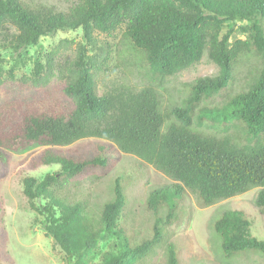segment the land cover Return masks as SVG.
Here are the masks:
<instances>
[{
	"label": "trees",
	"instance_id": "16d2710c",
	"mask_svg": "<svg viewBox=\"0 0 264 264\" xmlns=\"http://www.w3.org/2000/svg\"><path fill=\"white\" fill-rule=\"evenodd\" d=\"M120 27L161 77L178 74L204 53L219 71L196 78L189 95L170 108L154 83L139 89L121 83L101 91L87 46L97 42V32L111 34ZM77 29L84 41L78 42L73 59L58 62L61 46L69 43L63 40L44 61L36 58L30 75L18 80L21 90L42 88L58 71L65 77L61 98L0 101V147L21 152L42 146L33 167L59 166L40 179L26 176L23 193L67 264H90L106 233L117 237L120 251L103 252L95 264L138 263L164 242L165 226L173 221L184 192L194 193L206 207L260 187L255 204L264 212V0H71L66 9L40 0H0V64L1 50L20 53L43 36ZM238 32L247 36L237 37ZM250 53L260 68L251 72L247 89L224 104L200 107L235 81L240 56ZM196 116L236 121L244 128L245 141L197 129ZM87 139L97 141L91 153L76 156L69 150ZM124 153L136 158L138 171L152 165L173 180L150 192L154 232L134 243L119 225L127 199L120 177L99 214L91 212L89 199L74 201L68 191L79 176L109 168ZM212 226L225 257L246 250L264 255V239L253 234L244 211L224 210ZM2 233L0 218V239ZM181 250L179 243L169 242L167 264H182ZM0 264L14 261L0 251Z\"/></svg>",
	"mask_w": 264,
	"mask_h": 264
},
{
	"label": "rangeland",
	"instance_id": "374dc122",
	"mask_svg": "<svg viewBox=\"0 0 264 264\" xmlns=\"http://www.w3.org/2000/svg\"><path fill=\"white\" fill-rule=\"evenodd\" d=\"M40 1L59 6L60 9H66L71 3V0ZM237 23L243 24L241 21ZM96 35L97 42L87 46V54L91 56L101 91L121 83L136 89L154 83L158 86L164 106L170 108L180 104L189 95L190 83L196 78L215 75L219 71V66L204 53L198 62L178 74L161 77L150 69L142 53L132 48L124 37L123 27L111 34L97 32ZM236 36L245 38L247 33L238 32ZM63 40L69 41L61 46L57 57L58 62L63 64L73 59L78 42L84 41L81 29L59 30L43 36L38 44L29 46L20 53L1 50L0 74L4 83L0 86V101L23 97H37L42 100L61 98L65 77L58 71L50 83L42 88L21 90L18 80L24 75H30L36 58L40 57L44 61L47 53ZM259 68L260 61L254 54H243L236 66L235 81L213 98L204 99L199 106L224 104L235 93L247 89L251 72ZM194 126L208 134L229 135L234 141H245L244 128L236 125L234 120L224 123L196 116ZM96 142L94 139L82 140L68 148H73L71 152L76 156H86L92 152ZM43 149L42 146H36L16 152L0 147L4 155V160L0 159V218L3 227L0 251L4 258L12 259L14 264H67L56 240L46 233L42 216L23 193V179L26 176L40 179L59 169L57 164L33 167L34 159ZM135 162V157L124 153L109 168L90 169L68 187L72 200L89 199L91 212L99 214L104 203L113 197L114 180L120 177L127 199L119 225L125 236L132 238V243L153 235L154 215L148 205L150 192L173 182L152 165L138 171ZM259 189L260 187H251L245 193L206 207H201L194 193L184 192V198L173 221L165 226L164 242L136 264H167V244L171 241L181 246L182 264H264V255L256 251L246 250L247 252H236L231 257H225L220 237L215 234L212 226L224 210L238 209L250 218L253 234L264 239V212L255 204ZM35 203L38 207L41 206L40 202ZM161 212L165 218L167 209L163 207ZM120 248L121 243L117 237L106 233L96 249L99 255L91 258L90 264L99 262L103 252H118Z\"/></svg>",
	"mask_w": 264,
	"mask_h": 264
},
{
	"label": "water",
	"instance_id": "95a60500",
	"mask_svg": "<svg viewBox=\"0 0 264 264\" xmlns=\"http://www.w3.org/2000/svg\"><path fill=\"white\" fill-rule=\"evenodd\" d=\"M59 248L62 250L61 246H59Z\"/></svg>",
	"mask_w": 264,
	"mask_h": 264
}]
</instances>
